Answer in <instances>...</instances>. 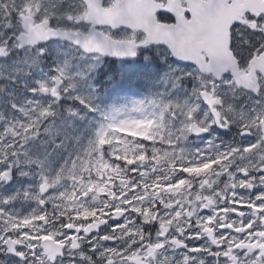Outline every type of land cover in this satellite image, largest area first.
<instances>
[{
  "label": "snow or ice",
  "instance_id": "6c2138e0",
  "mask_svg": "<svg viewBox=\"0 0 264 264\" xmlns=\"http://www.w3.org/2000/svg\"><path fill=\"white\" fill-rule=\"evenodd\" d=\"M0 264H264V0H0Z\"/></svg>",
  "mask_w": 264,
  "mask_h": 264
},
{
  "label": "rangeland",
  "instance_id": "374dc122",
  "mask_svg": "<svg viewBox=\"0 0 264 264\" xmlns=\"http://www.w3.org/2000/svg\"><path fill=\"white\" fill-rule=\"evenodd\" d=\"M163 62V61H162ZM164 63V62H163ZM109 65H104V67L108 68ZM102 67V68H104ZM127 67V66H125ZM101 68V69H102ZM110 68V67H109ZM136 71H144L149 77H152V79H140L136 80L134 83L132 82L131 77H126L122 82H120L115 88H112L109 93V99H112L113 97L117 96H134V97H140L142 94L146 93L150 88L155 89L158 86V78L162 77L165 73L171 71L169 68V65H166L164 63L165 70L160 71L159 69L151 68V64H147L145 62V66L143 67H132ZM100 69V70H101ZM99 70V72H100ZM116 76L119 78V72L116 71ZM99 75V73H98ZM97 75V77H98ZM190 87V85H188ZM97 87H99L97 85ZM102 89V88H101Z\"/></svg>",
  "mask_w": 264,
  "mask_h": 264
},
{
  "label": "flooded vegetation",
  "instance_id": "af4514ba",
  "mask_svg": "<svg viewBox=\"0 0 264 264\" xmlns=\"http://www.w3.org/2000/svg\"><path fill=\"white\" fill-rule=\"evenodd\" d=\"M161 47H163V46H161ZM172 60L174 61L175 59L172 58ZM105 63H106V65L114 66L116 70H120L119 67L122 68V65L124 67L128 66L127 64H124V62H122V61L118 62V61L107 60V59H105ZM128 63H131V61H129ZM165 64L168 65L167 63H165ZM181 64L182 63H180V62H176V63L173 64V67H180ZM135 66H137V67L145 66V61H143V58L141 56H137V61L135 63H131V67H135ZM151 68L159 69L160 71L165 70L164 63L159 58H156V59L153 60V62L151 64ZM215 135L218 136V137H222L224 140H230L231 139V134L226 132L225 130H217Z\"/></svg>",
  "mask_w": 264,
  "mask_h": 264
},
{
  "label": "trees",
  "instance_id": "16d2710c",
  "mask_svg": "<svg viewBox=\"0 0 264 264\" xmlns=\"http://www.w3.org/2000/svg\"><path fill=\"white\" fill-rule=\"evenodd\" d=\"M116 71L113 70H102L100 71L98 78H97V85L103 89V87L109 86V83L105 82L109 80V76H115V79H117Z\"/></svg>",
  "mask_w": 264,
  "mask_h": 264
},
{
  "label": "water",
  "instance_id": "95a60500",
  "mask_svg": "<svg viewBox=\"0 0 264 264\" xmlns=\"http://www.w3.org/2000/svg\"><path fill=\"white\" fill-rule=\"evenodd\" d=\"M107 58H110V59H113V60H119L118 58H115V57H107ZM135 60H137V57L136 58H134ZM175 59V58H174ZM129 61H131V58L129 59ZM180 63H183V62H180Z\"/></svg>",
  "mask_w": 264,
  "mask_h": 264
}]
</instances>
